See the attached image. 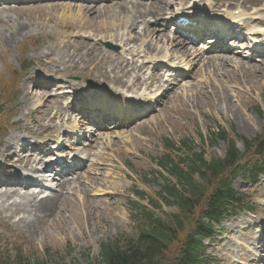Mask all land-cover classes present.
Wrapping results in <instances>:
<instances>
[{"label":"rangeland","instance_id":"obj_1","mask_svg":"<svg viewBox=\"0 0 264 264\" xmlns=\"http://www.w3.org/2000/svg\"><path fill=\"white\" fill-rule=\"evenodd\" d=\"M205 1L203 7L214 5L230 13L240 9L246 10L248 14L249 7L259 1L256 10L260 13L257 17L264 18V0ZM220 3H225V7L220 6ZM184 4L178 1V8ZM107 5L96 4L94 7L103 14L102 9ZM31 6L32 3H27L4 10V13L0 10V19L6 20L8 17L11 20L10 24H13L9 26L0 23V81L5 80L8 83L7 86H2L6 88L0 98L2 104L0 105L2 107L0 168L2 169L9 164L4 159L2 148L12 136H17L13 153L19 158L22 157V153L18 151V145L22 140L25 141L22 144L29 141L31 143L33 136L40 138L35 140L39 147H42L44 142L50 143L51 146L53 142L59 140L61 145L63 144V150L57 151L56 154L66 155L68 147L70 148L71 142L74 141L69 136L63 138V133L62 138L57 134L59 128L66 122L64 112H69L68 114L72 116L74 121H71L72 125L75 121L78 124L81 122L75 109L68 111L69 109L64 107L71 100L64 99L68 95H62L63 91L73 88L80 93L86 89L96 92L100 90L125 92L98 75L99 64L93 67L92 73L89 64L86 62L81 64L82 61L79 59L86 55V52L88 53L84 57L88 59L96 60L99 56L100 59L109 58L110 61H114L116 69L121 71L120 75L123 66L127 69L130 66L129 61L123 60V57H130L129 54L123 56L126 49L119 42L111 41L112 35L107 40L98 41L105 35L101 30H104L107 24L103 21L110 25L121 24L119 21H113L114 18L110 15L98 19L89 16L85 21L87 28L83 25L79 26L81 21L78 19V24L73 29L81 28L79 35L86 38L84 40L76 36L77 32L73 34V29L62 30L64 20L61 9L42 10L41 5L33 4L40 9L37 10L32 9ZM252 19L251 17L247 21L248 31L253 27ZM17 23L24 25L22 27L26 30L15 44L10 45L6 43V37L14 31L13 27ZM142 29L143 27H140L132 32L120 30L118 34L130 33V36L134 37L138 33L142 34ZM166 34L168 35V32ZM31 39L33 45L24 49L22 44ZM168 39L167 37L162 40H145V43L141 39L136 45H130L128 50L133 48L132 55L140 56L134 58L131 65L138 67L143 65L142 62L150 61L149 56L143 61L140 47L142 43L144 45L150 43L151 48H155L152 49L155 54H170L177 62L185 61L191 69L189 77L181 82L171 81L173 86L166 92L159 89L158 85L154 86L151 91L157 90V97L154 99L157 100L155 110L145 119L125 127L94 131L95 134L89 141H84L83 146L76 147L78 152L69 151L83 158V169L77 175L70 177L67 187H62L60 178H56L48 184L54 187V191H45L34 196L40 199L48 195L51 197L61 194L58 209L41 221L39 228H36L39 230H31L25 223L19 222L27 218L26 202L19 206L18 200L16 207L13 206L15 200L5 202L3 204L5 210L0 218V259L20 254L38 264H98L103 244L114 242L119 237L130 239L137 236L138 223L132 218L134 213L130 206V202L138 200L135 191L146 192L147 196L155 199L164 187V179H154L155 174L152 171L156 173L160 171L157 166L158 159L168 153L163 148L165 139L174 142L177 148H181L180 155L183 157L189 152L191 154L204 152L205 158L212 160L225 156V144L212 140L211 133L216 131L217 127L230 131V127L233 126L237 134L248 140H254L261 135L264 127V71L256 73L252 67L262 65L260 62L264 61V58L250 60L246 55H237L242 60L240 65L224 62L219 64V61H215L213 65L201 68V63L193 60L191 55L180 49L183 47H174L177 51L172 50ZM108 45L113 49L118 48V51L109 48ZM245 51L247 52V49ZM68 54L75 59L74 67L66 65L64 58H67ZM203 56L202 60L216 55L211 56L203 52ZM25 58L33 66L25 76L13 81L10 76L12 68H18L20 60ZM134 72L129 69L126 77L129 85L137 84ZM152 72L147 70L144 75L143 79L147 84L152 82L150 79ZM92 84L96 86L93 89ZM8 87L14 90L6 95ZM129 93L141 99L145 94L150 93V90ZM73 104L76 102L73 101ZM257 107L261 109L262 117L255 114ZM24 109L29 110V116L22 115ZM54 114H57L56 118H53ZM85 121L86 130L92 133L94 126L89 125L88 116L85 117ZM82 124L84 123L80 126ZM184 141L189 143L186 147L181 144ZM255 146H258V143H255ZM255 146L254 151L249 155L251 158L261 157L264 154L262 151L257 155ZM238 148L244 152V147L240 143ZM47 154L43 159L46 163H50L55 156L50 152ZM233 187L250 195L254 212L250 215L243 213L237 217L226 218L219 226V234L215 240L207 243L208 254L215 260L214 264H264V259L263 262L259 261L262 253L258 249V239L261 237L258 234L264 231V176L257 185L252 186L242 178H237L233 182ZM24 206L27 207L26 210ZM162 209L163 212H159L158 215L163 218L177 211ZM183 237L181 236V239ZM177 245L172 246L170 255L176 252Z\"/></svg>","mask_w":264,"mask_h":264},{"label":"trees","instance_id":"obj_2","mask_svg":"<svg viewBox=\"0 0 264 264\" xmlns=\"http://www.w3.org/2000/svg\"><path fill=\"white\" fill-rule=\"evenodd\" d=\"M233 136L241 140L246 149L251 148V142ZM212 137L214 141L227 143L224 160L207 162L203 154L177 157L172 151H181V148L165 141L164 147L168 153L161 156L157 163L167 177L175 178L180 189L176 183L164 177L167 185L159 196L167 206H176L178 213L161 220L136 203H131V209L135 211L132 217L138 223V235L102 245L98 264H210L201 240L213 236L212 222H218L230 212L242 210L244 205L242 194L231 188V181L240 168L252 183H256L257 178L264 174V159L249 161L244 167L236 166L243 154L237 150L236 142L224 129L218 127ZM181 144L186 147L189 143L184 141ZM229 170L232 172L228 175ZM152 172L155 174L154 179L163 177L161 171ZM196 174L200 176V182L195 180ZM137 195L143 199L141 193ZM150 204L154 208L158 207L155 202ZM196 210L199 212L196 213ZM181 236H184L183 239ZM174 245H177V250L170 255ZM0 260V264H38L20 254Z\"/></svg>","mask_w":264,"mask_h":264},{"label":"bare ground","instance_id":"obj_3","mask_svg":"<svg viewBox=\"0 0 264 264\" xmlns=\"http://www.w3.org/2000/svg\"><path fill=\"white\" fill-rule=\"evenodd\" d=\"M37 4L41 5L42 10H47V9L51 10L53 8H56V11H57L61 9L60 11L62 12V20H64L62 22L63 23L62 30L73 29L74 27H76L75 25L78 24V19L81 21L79 26L83 25L85 28H87V24L85 21L88 20L89 16H93L92 18L98 19L101 17L103 18L107 15H110L111 17L114 18L113 21H119L121 24L120 25H116V24L110 25L106 21H103V23L107 24V27H105L104 30H101L103 32L102 34L109 33V32L116 33L122 29H127L128 31L132 32L134 29H137L138 27H143V37L146 39L158 40V39H162L163 37L164 38L167 37V34L165 35L163 30L160 29L162 27L161 23H163L161 19H163L170 10H169V6L167 4H164L163 1H160V0H152V2L149 5L142 4L135 0H117L113 3H110V5L103 7L102 9L103 14L100 11H98L92 3L81 2V1H76V0H67V1L61 0V1H55V2L52 0H47L46 3L41 2ZM31 8L40 10L38 7H34L33 5L31 6ZM9 9H12V8L11 7L1 8L2 13L5 12L4 10H9ZM229 18H230L229 16H226L225 20H228ZM234 19H237V18H234ZM10 22L11 20L8 17H6V20L0 19V23L4 25H9V26L13 25V24H10ZM257 23L259 25H264V21L260 19H258ZM22 26L24 25L17 23L16 26L13 27L14 31H12L10 35L6 37V43L13 45L19 40V37H21V35L26 30V29L24 30ZM107 28L109 30H105ZM73 31L74 32L81 31V28H78V29L75 28L73 29ZM113 33H110V34H113ZM65 38L67 37L65 36ZM141 38H142L141 34L135 35L134 37H128V36L122 37L120 39V43L123 46H126L128 45V43L135 42V39H141ZM170 40L171 41L169 40L168 41L170 42L172 50H175L174 47H183L180 49H182L184 53L189 51V48L184 47L185 42L180 40L179 38L178 39L173 38ZM80 50L85 51L84 49H80ZM144 51L153 52L154 50H152L151 44H147L144 47ZM213 52H216V51H213ZM87 53L88 52H86V55ZM216 53H220V54L225 53V54L216 55V56L206 58L203 60L199 59V63L202 64L201 68L203 66H204L203 68H206L209 65L211 66L214 63H216L215 61L217 62L219 61L220 62L219 64L223 62L226 64L232 63L235 65L242 64L241 59L236 58L234 54H231L227 51L226 52L220 51ZM86 55L84 54V56ZM84 56L80 57L79 60L82 61L81 64H84V62H86L87 64L90 65V67L92 68L90 70V73L94 72L93 67H96L99 64V68H97L98 75H100L101 77H104L107 81L112 82L114 86L116 87L123 88L126 90H133L139 87L142 88L144 84H146L145 80L140 79V76L141 77L144 76L146 70L149 69L147 64L134 67L131 65L133 64V62L129 61L130 66L128 67V69L126 66H123V71L121 74L123 76L122 77L120 75L121 71H119V69H116V67L114 66L115 62L110 61L109 58L105 60V59H100L98 56L96 60H94V59L85 58ZM64 60L66 62L67 67H74L75 59L73 57L69 55L67 58H64ZM125 61L128 62L127 60ZM205 61L206 63H204ZM260 64L262 65H255L252 67V69H255L256 73L259 71H264L263 69L264 61H261ZM130 68L135 71L134 73H136L137 79L135 78L136 79L135 82H137V84L127 86V83L125 81H126L127 74H129ZM151 78L153 81H159L157 80L155 75H152ZM74 96L78 97L79 95H74ZM56 117H57V114H54L53 118H56ZM78 130H80V132L82 133L86 131L84 128L80 126H78ZM16 141H17V136H12L2 148V154L4 158L12 162L13 166L22 164L24 162V163H30L31 168L34 169L36 164L41 163V160L38 162L33 161L31 153L27 152L26 148L24 147L21 148L20 150V152L23 151V157L19 159V157L15 153H13V150L16 148L15 146ZM31 146L32 145L30 144L25 145V147L27 148H30ZM44 169H46V167ZM15 171H16L15 168H13L8 173H14ZM2 177L3 176H0V178ZM69 180L70 179L67 176V178L62 184V187L64 188L67 187V185L70 182ZM24 189L25 188H22L19 185L9 186V185L3 184L0 186V202H1L0 203V218L2 217L3 211L5 210V206L3 205L5 202H8L10 200H15L13 203L14 204L13 206L15 207L17 205L20 206L23 202H26L28 204V210L30 209V211L28 212V210H26L27 207L24 206L26 210V214H27V218H26L27 221L22 219V220H19V222L25 223L26 227L30 228L31 230L39 228L41 221H43L45 218H47L52 213H55L56 210L58 209L59 207L58 202H59V199L61 198L59 196L61 194L58 193L54 196L50 195L51 197L37 199V197H34L35 195L32 193L31 194L25 193V192L23 193ZM18 200L20 202L17 204ZM37 230L39 229H36L35 231Z\"/></svg>","mask_w":264,"mask_h":264}]
</instances>
